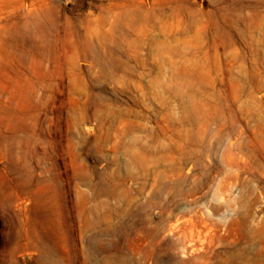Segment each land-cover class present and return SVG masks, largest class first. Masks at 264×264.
Masks as SVG:
<instances>
[{"label":"rangeland","instance_id":"1","mask_svg":"<svg viewBox=\"0 0 264 264\" xmlns=\"http://www.w3.org/2000/svg\"><path fill=\"white\" fill-rule=\"evenodd\" d=\"M0 264H264V0H0Z\"/></svg>","mask_w":264,"mask_h":264}]
</instances>
